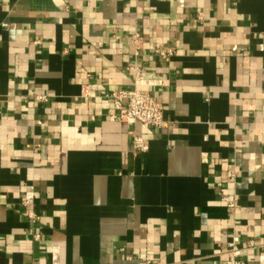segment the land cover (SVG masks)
I'll list each match as a JSON object with an SVG mask.
<instances>
[{"label": "crops", "instance_id": "obj_1", "mask_svg": "<svg viewBox=\"0 0 264 264\" xmlns=\"http://www.w3.org/2000/svg\"><path fill=\"white\" fill-rule=\"evenodd\" d=\"M135 31L143 152L106 96ZM232 235L264 264V0H0V264H224Z\"/></svg>", "mask_w": 264, "mask_h": 264}, {"label": "built area", "instance_id": "obj_2", "mask_svg": "<svg viewBox=\"0 0 264 264\" xmlns=\"http://www.w3.org/2000/svg\"><path fill=\"white\" fill-rule=\"evenodd\" d=\"M142 37L140 32L135 31L129 36V43L133 47V58L127 64V69L131 72L133 87L130 89H114L107 93V97L111 99L114 113L112 118L120 123L125 124L132 136L133 149L138 152L146 151L148 148L147 140L133 130V126L138 124L142 131H150L156 128H162L166 122L163 116V106L154 96L147 90L150 86H157L158 81L148 80L145 78L144 71L139 65L138 56L141 49ZM159 56L165 57L171 53V50L163 51L160 48L153 49ZM237 170H233L228 174L226 181L230 184L235 183ZM219 198L226 204L227 208L234 212L238 207V193L236 190L232 192H224L218 189ZM27 218L33 222V214L27 212ZM37 237V236H35ZM255 243L249 239L244 245L238 236L232 235L226 242V259L224 264H244L243 252L253 249Z\"/></svg>", "mask_w": 264, "mask_h": 264}]
</instances>
